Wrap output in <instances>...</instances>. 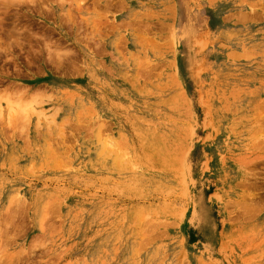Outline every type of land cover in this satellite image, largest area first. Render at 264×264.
Instances as JSON below:
<instances>
[{
  "label": "rangeland",
  "instance_id": "obj_1",
  "mask_svg": "<svg viewBox=\"0 0 264 264\" xmlns=\"http://www.w3.org/2000/svg\"><path fill=\"white\" fill-rule=\"evenodd\" d=\"M0 2V264H264V0Z\"/></svg>",
  "mask_w": 264,
  "mask_h": 264
},
{
  "label": "bare ground",
  "instance_id": "obj_2",
  "mask_svg": "<svg viewBox=\"0 0 264 264\" xmlns=\"http://www.w3.org/2000/svg\"><path fill=\"white\" fill-rule=\"evenodd\" d=\"M4 1H5V0H4ZM8 2H9V1H8ZM0 3H1V2H0ZM9 3H10V2H9ZM3 4H4V3H3ZM7 4H8V3H7ZM12 4H14V3H12ZM8 5H10V4H8ZM18 5H19V4H18ZM18 5H17V6H18ZM11 7H13V6H11ZM1 23H2V22H1ZM1 26H2V25H1ZM1 26H0V27H1ZM1 28H2V27H1ZM1 28H0V29H1ZM1 30H2V29H1ZM49 48H50V47H49ZM5 51H6V50H5Z\"/></svg>",
  "mask_w": 264,
  "mask_h": 264
}]
</instances>
